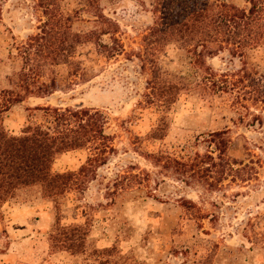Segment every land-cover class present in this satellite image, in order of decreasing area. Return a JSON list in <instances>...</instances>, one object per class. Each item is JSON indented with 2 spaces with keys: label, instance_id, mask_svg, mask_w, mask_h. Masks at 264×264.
<instances>
[{
  "label": "rangeland",
  "instance_id": "rangeland-1",
  "mask_svg": "<svg viewBox=\"0 0 264 264\" xmlns=\"http://www.w3.org/2000/svg\"><path fill=\"white\" fill-rule=\"evenodd\" d=\"M152 1L100 0L103 13L118 23L123 51L98 63L89 45L79 47L89 80H76L66 65L51 67L43 79L55 77L52 94L27 97L5 112L4 127L19 134L26 124L42 122L36 106L96 108L115 151L106 164L82 171L89 151L58 155L54 171L79 173L63 197L30 189L1 202L0 264H264V107L236 99V91L203 93L191 84L197 76L177 38L155 52L158 67L179 88L176 99L148 104L150 68L140 65L147 53L143 36L156 16ZM60 5L83 18L74 19L72 31L93 27V12L81 11L90 9L84 0ZM43 19L36 0H0V89H16L20 47ZM245 60L264 73V49L250 50ZM205 61L219 76L232 80L237 73L219 55ZM245 89L238 91L251 90ZM222 130V136L211 134ZM225 139L227 167L218 157ZM206 155L214 158L209 172L198 164Z\"/></svg>",
  "mask_w": 264,
  "mask_h": 264
},
{
  "label": "trees",
  "instance_id": "trees-1",
  "mask_svg": "<svg viewBox=\"0 0 264 264\" xmlns=\"http://www.w3.org/2000/svg\"><path fill=\"white\" fill-rule=\"evenodd\" d=\"M61 1L36 0L44 19L37 32L29 35L20 47L24 61L14 82L16 89H0V203L30 189H37L42 197H63L71 190L79 173L54 171L53 163L58 155L70 150L89 151L86 165L79 169L82 171L106 164L108 156L115 151L112 137L105 131V115L82 104L36 106L34 109L44 112L42 122L26 124L19 134L10 133L3 125L4 114L12 105L30 96L46 97L57 89L55 77L43 79L51 67L66 65L68 74L76 80L90 79L91 70L83 65L79 47L89 45L98 63L123 51L117 36L118 23L103 13L100 0H84V6L91 11H81L93 12L94 17L88 19L93 27L85 31H72L74 19L83 21V18L78 10L74 14L63 10ZM246 2L243 7L226 0H153L150 3L156 16L143 36L147 53L140 65L145 68L148 64L150 68L145 93L148 104L167 106L176 99L179 88L167 78L166 71L158 67L155 52L159 46L177 38L187 45L188 63L197 76L191 84L200 87L203 93L209 88L236 91V99H249L264 107V73L249 68L245 60L250 50L264 49V0ZM104 35H108V42L102 40ZM217 55L233 63L237 73L232 80L226 74L219 76L206 64L207 56ZM236 59L240 64H235ZM248 87L251 90L243 91L244 94L238 91ZM224 133L222 130L211 134L222 136ZM222 142L218 157L227 167L229 162L225 161L224 152L228 141ZM200 163L209 172L214 158L206 155Z\"/></svg>",
  "mask_w": 264,
  "mask_h": 264
}]
</instances>
